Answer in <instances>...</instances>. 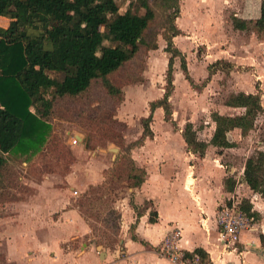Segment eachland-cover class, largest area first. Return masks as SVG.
Wrapping results in <instances>:
<instances>
[{"label":"rangeland","instance_id":"rangeland-1","mask_svg":"<svg viewBox=\"0 0 264 264\" xmlns=\"http://www.w3.org/2000/svg\"><path fill=\"white\" fill-rule=\"evenodd\" d=\"M117 1L121 12L137 11L132 0ZM181 2L184 11L178 23L183 32L174 41L186 56L194 85L185 78L177 58L170 120L164 110L155 112L151 123L154 138L148 147L129 151L142 137V121L150 115V104L166 93L169 55L162 37L166 14L157 7L151 31L158 35L159 48L142 49L108 78L122 89L121 99L110 95L102 81H95L83 98L58 99L50 121L52 128L41 150L24 157L6 155L7 165L0 173V264H61V260L72 264L67 259L74 261V252L83 242L117 249L127 231L124 209L133 199L138 202L128 173L115 168L118 154L131 155L142 166L148 163L145 158L149 153L169 152L173 157L171 170L186 169L195 162L183 144L182 132L188 122L193 123L201 138L210 139L213 112L242 113L240 109L225 108L232 94L240 90L257 93L261 89L264 106V34L259 36L253 28L237 31L231 24L235 10L231 11L225 0H180V5ZM138 11L145 13L142 8ZM10 24L9 18L0 20L2 27ZM223 59L236 62L232 71L210 76L208 66ZM230 134L233 139L240 135ZM75 136L81 141L77 145L72 144ZM241 136L242 154L238 156L245 167L250 156L264 151V112L254 129ZM123 163L120 161L117 167ZM97 174H105L101 184ZM233 194L241 201L260 196L240 185L239 193ZM98 197L102 199L88 210L80 208L81 202ZM260 202L264 205L263 199ZM151 206L146 200L136 207L142 212ZM252 206L256 214L253 223L264 222V206L261 213ZM71 209L76 218L64 219L62 212ZM61 249L71 257L61 256Z\"/></svg>","mask_w":264,"mask_h":264},{"label":"trees","instance_id":"trees-1","mask_svg":"<svg viewBox=\"0 0 264 264\" xmlns=\"http://www.w3.org/2000/svg\"><path fill=\"white\" fill-rule=\"evenodd\" d=\"M131 3L136 5L137 11L121 12L117 0H0V17L11 20L8 28L0 26V173L7 165L6 155L24 157L41 150L51 131L50 121L58 99L83 98L95 81H102L110 95L122 98V89L108 78L142 49L159 48L158 35L151 31L157 7L166 14L162 33L165 52L169 55L166 93L150 104V115L142 121V137L128 148L129 151L143 146L147 138H153L151 123L156 109L162 108L166 119L170 120L177 58L185 78L194 85L186 56L174 41L182 34L177 25L181 15L180 0H132ZM139 8L145 13L140 14ZM233 24L237 30L253 28L259 36L264 34V1L258 20L234 18ZM233 68L234 64L226 60H217L208 66L210 76L218 71L229 73ZM225 105L244 109V112L234 116L213 112L214 130L210 139L201 138L193 123L186 124L182 136L190 153L204 156L210 146L233 148L236 144L229 139V134L240 129L246 136L264 112L261 89L257 93H234ZM120 161L124 163L117 167ZM115 165L122 173H128L130 187L141 188L145 183L147 171L138 166L131 155L118 154ZM244 180L264 201V151L247 159ZM236 184L234 178H228L227 191H235ZM96 199L81 202L79 206L88 210L102 197ZM241 204L249 216L256 215L252 213L249 199ZM131 205L140 217L133 201ZM151 215L150 221L155 222L157 213ZM135 228L133 224L130 232ZM261 241L264 244V235ZM194 253L208 262L203 249H196Z\"/></svg>","mask_w":264,"mask_h":264},{"label":"crops","instance_id":"crops-1","mask_svg":"<svg viewBox=\"0 0 264 264\" xmlns=\"http://www.w3.org/2000/svg\"><path fill=\"white\" fill-rule=\"evenodd\" d=\"M212 1L220 2L222 0ZM225 1L229 4L231 11L235 10L233 18L255 22L261 16V4L264 0ZM183 11L181 2V14ZM1 19L7 18L0 17ZM179 19L180 17L177 19V25L181 29L178 23ZM223 60L229 61L228 59ZM229 62L234 65L236 63ZM240 92L254 93V91L247 92L245 90H240ZM225 108L240 109L242 113L244 112V109L241 108L228 106ZM161 110L163 109L158 108L155 112L159 113ZM242 113L221 114L234 116ZM235 132L240 134L238 139H233V136L229 134V139L236 144L233 148L219 149L210 146L204 156L189 152L188 154L195 159V162L186 169L171 170L170 161L173 160V157L169 152L149 153L145 158L148 163L140 166L147 171L146 181L141 188H134L137 190L138 202L135 203L134 199L132 201L136 206H139L147 200L153 206L143 209L140 212V217L131 204L130 207L124 209L123 218L127 231L117 249L99 250V246L95 247V244L83 242L77 252H74V261L69 258L67 260L72 264H170L160 255L159 246L173 228H179L182 233L180 241L182 250L193 255L196 249H203L208 256L209 264H264V250L262 249L264 244L261 241V235H264V222L259 223L260 227L258 223H253L252 229L244 230L241 233L240 241L235 245H227L223 242L217 222L219 207L227 198L234 195L233 193H239V185L252 193L244 180L245 167L238 156L242 154L240 143L243 139H241L242 133L240 129H235L231 133ZM153 138H147L146 144L144 143L142 148L148 147V142ZM183 142L186 146L184 138ZM228 151L230 153L227 155ZM222 160H225L227 164H223ZM104 175L97 174L98 184L103 182ZM230 177L236 180V192L226 189V181ZM74 193L76 194L78 191ZM253 196L251 203L254 205V209L261 213V208L264 206L260 202L262 198L254 196L253 199ZM73 211L71 209L62 212L61 216L64 219L68 217L75 219ZM153 212L157 213V216H154L155 222L150 221ZM133 224L136 225V228L129 235ZM133 236H136L137 240H134ZM62 254L65 255L61 249V256ZM71 255L70 253L65 257H71ZM62 262L66 264V260H61V264H63Z\"/></svg>","mask_w":264,"mask_h":264},{"label":"built area","instance_id":"built-area-1","mask_svg":"<svg viewBox=\"0 0 264 264\" xmlns=\"http://www.w3.org/2000/svg\"><path fill=\"white\" fill-rule=\"evenodd\" d=\"M80 142L75 136L72 144L77 145ZM241 202L239 198L231 196L218 210L217 222L221 230V238L227 245H235L240 241L244 230L253 228L254 217L243 210ZM181 238V229L174 228L160 244V255L170 264H209L197 254L187 255L180 246Z\"/></svg>","mask_w":264,"mask_h":264},{"label":"water","instance_id":"water-1","mask_svg":"<svg viewBox=\"0 0 264 264\" xmlns=\"http://www.w3.org/2000/svg\"><path fill=\"white\" fill-rule=\"evenodd\" d=\"M109 150L111 151L112 149H109ZM114 150H118V149H114ZM104 151H106V150H104ZM98 248H99V250H103L104 249L102 246H99Z\"/></svg>","mask_w":264,"mask_h":264}]
</instances>
